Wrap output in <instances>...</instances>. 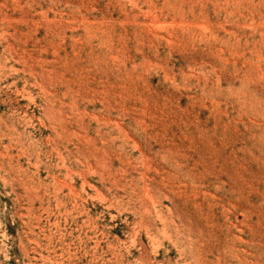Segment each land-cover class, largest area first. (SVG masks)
<instances>
[{"label": "rangeland", "instance_id": "rangeland-1", "mask_svg": "<svg viewBox=\"0 0 264 264\" xmlns=\"http://www.w3.org/2000/svg\"><path fill=\"white\" fill-rule=\"evenodd\" d=\"M0 264H264V0H0Z\"/></svg>", "mask_w": 264, "mask_h": 264}]
</instances>
